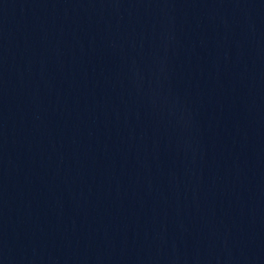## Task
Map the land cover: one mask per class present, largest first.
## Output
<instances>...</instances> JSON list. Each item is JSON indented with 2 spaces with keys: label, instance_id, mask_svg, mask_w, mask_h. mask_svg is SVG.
<instances>
[{
  "label": "water",
  "instance_id": "obj_1",
  "mask_svg": "<svg viewBox=\"0 0 264 264\" xmlns=\"http://www.w3.org/2000/svg\"><path fill=\"white\" fill-rule=\"evenodd\" d=\"M0 264H264V0H0Z\"/></svg>",
  "mask_w": 264,
  "mask_h": 264
}]
</instances>
